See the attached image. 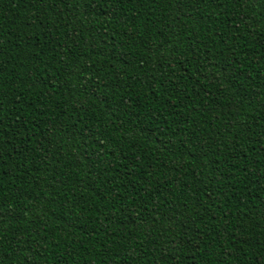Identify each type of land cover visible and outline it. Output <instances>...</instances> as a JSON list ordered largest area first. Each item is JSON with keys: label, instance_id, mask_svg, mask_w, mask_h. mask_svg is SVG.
<instances>
[{"label": "trees", "instance_id": "obj_1", "mask_svg": "<svg viewBox=\"0 0 264 264\" xmlns=\"http://www.w3.org/2000/svg\"><path fill=\"white\" fill-rule=\"evenodd\" d=\"M3 264H264V0H0Z\"/></svg>", "mask_w": 264, "mask_h": 264}, {"label": "snow or ice", "instance_id": "obj_2", "mask_svg": "<svg viewBox=\"0 0 264 264\" xmlns=\"http://www.w3.org/2000/svg\"><path fill=\"white\" fill-rule=\"evenodd\" d=\"M3 261H4L3 255H0V264H3Z\"/></svg>", "mask_w": 264, "mask_h": 264}]
</instances>
